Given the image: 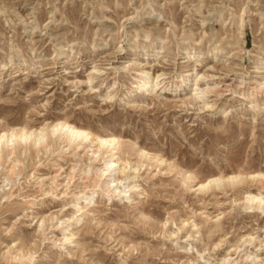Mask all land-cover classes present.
Listing matches in <instances>:
<instances>
[{
  "label": "rangeland",
  "instance_id": "obj_1",
  "mask_svg": "<svg viewBox=\"0 0 264 264\" xmlns=\"http://www.w3.org/2000/svg\"><path fill=\"white\" fill-rule=\"evenodd\" d=\"M262 61L264 0H0V133L68 121L119 158L86 205L110 151L2 144L0 264H264V178L226 180L264 174Z\"/></svg>",
  "mask_w": 264,
  "mask_h": 264
},
{
  "label": "bare ground",
  "instance_id": "obj_2",
  "mask_svg": "<svg viewBox=\"0 0 264 264\" xmlns=\"http://www.w3.org/2000/svg\"><path fill=\"white\" fill-rule=\"evenodd\" d=\"M61 51H65V48H63V50H61ZM185 54L190 55L191 52L186 49ZM154 55H155L154 53L148 54L149 57L150 56L153 57ZM156 55H158V54H156ZM184 60H185V62L189 61V60H187V58H184ZM262 62H264V61H262ZM29 67H32V64H30ZM45 69H51V67L48 66ZM141 74H143L145 76H143L142 82H140L138 84V86L136 87V91L138 93L146 94V92H148L152 86H155V87L160 86L159 85L160 83H158L157 81L159 80V78H161L163 76V74L162 75L158 74V75L152 76L150 73H145L143 70L141 71ZM189 76H191V74ZM201 77L199 76L198 78L201 79ZM154 82H155V85L152 84ZM180 82L184 83L185 80L181 79ZM163 87H164L163 91L169 90L168 86H163ZM194 91H195L194 95H196V94H198L199 91L202 93L210 92V89H209V87L207 88V87H204L198 83H195ZM47 129H48L47 132L45 131L44 127L40 130H27L25 128L8 129L6 132L0 133V152L2 150L1 149L2 144L9 146L10 143L15 142L19 146H27V145H29L28 141H31L30 144L39 145L45 140L46 136L54 138L59 133H60L59 137L66 138V141L68 143H76L77 146H79L80 144L86 143L88 141L90 143L97 142L99 144V148H103V149L111 152V158L104 162L105 163V169L102 171L100 169H97V173L101 171L100 175H98L99 176L98 178H100L101 184L99 185L97 182H95V183H93L92 188L90 190L88 189V191L86 193H84L81 196H79V195H74V196L77 199L85 201L86 205H90L91 202L93 201L95 194H96L97 187H101V189L103 190V192L106 195H109V196L114 195V193L116 192V190L114 188H116V186H117L116 182H118V181L117 180H110L109 177L116 170V167L117 166L119 167V165L117 164L119 162V158H116V159L114 158L115 154H116L114 152L116 150L115 145H116V142H118V138H116L115 136L109 137V136H102V135H97V134L93 135L90 131H88L87 129H84L81 126H77L75 124H71L68 121H62V120H58L57 122L47 126ZM61 133H64V134H61ZM255 177H257V178L259 177V178L263 179L264 174L261 172L249 173L246 176L236 174V175H233L231 177H228V179H226V180H228V181L231 180V182L238 180L240 182L243 179L245 181V179L246 180L248 178L255 179ZM221 180H222V177L208 178L205 180V182L201 183L199 189H204V188L206 189V187H209L214 183H218ZM245 199L247 202L255 204L259 208H261V206L264 205V197L261 194L248 193L247 196L245 197ZM83 210H84V207H81L79 209L80 212H82Z\"/></svg>",
  "mask_w": 264,
  "mask_h": 264
}]
</instances>
